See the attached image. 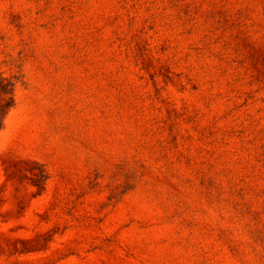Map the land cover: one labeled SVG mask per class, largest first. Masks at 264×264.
I'll return each mask as SVG.
<instances>
[{
	"label": "rangeland",
	"instance_id": "1",
	"mask_svg": "<svg viewBox=\"0 0 264 264\" xmlns=\"http://www.w3.org/2000/svg\"><path fill=\"white\" fill-rule=\"evenodd\" d=\"M0 71V264H264V0H0Z\"/></svg>",
	"mask_w": 264,
	"mask_h": 264
},
{
	"label": "trees",
	"instance_id": "2",
	"mask_svg": "<svg viewBox=\"0 0 264 264\" xmlns=\"http://www.w3.org/2000/svg\"><path fill=\"white\" fill-rule=\"evenodd\" d=\"M14 89L15 81L12 77H8L4 72L0 71V131L7 114L14 107ZM31 179L30 184L36 189V195H41L46 186L48 179L47 173L44 170L34 171L30 170Z\"/></svg>",
	"mask_w": 264,
	"mask_h": 264
}]
</instances>
